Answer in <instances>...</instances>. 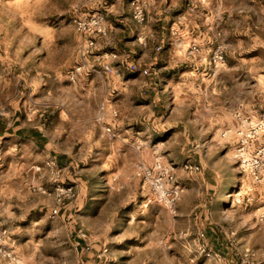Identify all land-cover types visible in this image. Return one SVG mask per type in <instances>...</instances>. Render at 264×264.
I'll return each instance as SVG.
<instances>
[{"label": "rangeland", "instance_id": "obj_1", "mask_svg": "<svg viewBox=\"0 0 264 264\" xmlns=\"http://www.w3.org/2000/svg\"><path fill=\"white\" fill-rule=\"evenodd\" d=\"M151 1L138 24L131 0H0V221L15 258L0 254V264H88L81 255L92 246L93 264L105 248L106 264H264V183L241 170L233 129L236 113L264 117V0ZM78 8L108 23L89 52ZM146 35L164 40L173 67L163 73L177 92L160 96L144 127L139 95L118 89L141 85L126 59ZM217 44L226 56L214 67ZM186 52L191 66L174 65ZM157 146L183 189L176 214L149 201L139 175ZM189 161L200 170H186ZM59 183L77 198L59 205ZM80 228L88 239L78 244Z\"/></svg>", "mask_w": 264, "mask_h": 264}, {"label": "built area", "instance_id": "obj_2", "mask_svg": "<svg viewBox=\"0 0 264 264\" xmlns=\"http://www.w3.org/2000/svg\"><path fill=\"white\" fill-rule=\"evenodd\" d=\"M80 2L91 0H79ZM134 20L138 24H144L147 21V12L143 0H131ZM73 24L78 33L87 37L86 51L96 47V37L106 36L108 33V23L103 14L98 12H87L81 9H76L73 16ZM144 45H147L145 37L141 39ZM199 47L194 46L192 52H198ZM105 57L116 58V54H106ZM225 47L222 44H217L211 56V62L214 67H219L225 62ZM82 66H77L72 69L69 77L75 81L82 74ZM101 114L97 117V122L102 123L105 120V107L102 105ZM236 119L240 122V127L235 129L236 149L235 157L239 162L241 170L251 175L257 183H264V142L259 143L260 139H264V117L259 120H253L251 117L243 116L240 113L235 114ZM108 132L111 129L106 128ZM232 131L224 132V136L229 135ZM153 163L151 166H142L139 169V175L143 182V188L150 193L149 201L155 199L161 205L170 210L173 214L177 213L178 202L183 193L182 187L176 182V168L173 164L165 162L164 151L161 146H157L153 150ZM185 169L189 171H198L200 166L192 162L185 163ZM52 195L56 202L61 205L67 200H74L78 193L74 186L57 184ZM259 221L264 223V209L259 214ZM8 231L2 226L0 221V254L6 258L15 260L12 252L5 245V238ZM77 237L80 242L88 239V234L85 229L77 230ZM108 249L105 248L98 253V264H106L105 259ZM202 252L208 256L212 255V250L208 245H204ZM60 264H69L62 262ZM78 264H86L79 262Z\"/></svg>", "mask_w": 264, "mask_h": 264}, {"label": "crops", "instance_id": "obj_3", "mask_svg": "<svg viewBox=\"0 0 264 264\" xmlns=\"http://www.w3.org/2000/svg\"><path fill=\"white\" fill-rule=\"evenodd\" d=\"M146 9L148 12V7L151 6V0H143ZM149 16L147 18V21L149 22ZM158 18V17H157ZM156 20V18H155ZM158 20H161L160 17ZM160 26L155 24V29H159ZM133 32H129L128 36H132ZM146 41L147 45L140 44V47L138 49V53H132L128 54L126 63L130 65V67H127L130 71V74L136 75L141 85H139L136 89L133 90V88L130 86V83H127L122 88L118 89L119 94L129 95L130 93H133V91H136V93L139 95L138 101L134 103V105L139 109V115L140 120L139 124H142L144 127L148 124V120H150V116L155 114L160 107H162V102H160V96L165 99V101L169 100L170 95L172 93H176V87L173 84V81L169 79L168 77L164 76L163 69L172 68L173 64L164 67V61L163 56L161 54L162 47L164 46V40H158L156 38L150 37L148 38L146 35ZM182 46H186L185 43L182 44ZM136 52V51H134ZM194 59L191 56L187 55V52L182 55L181 57H177V60H175V64L177 65L180 63V65L184 66H191V62H193ZM155 65H158V68H155ZM114 69L110 71V69H107V75L110 76L113 74ZM170 73V72H168ZM173 77L175 74H172ZM180 89L183 90L182 87ZM113 89L112 91H114ZM181 106V104H180ZM114 107V105H112ZM149 112V114H148ZM156 122V120H155ZM195 121L191 120L190 118L185 120L183 122L184 125L190 126L191 124H194ZM201 123V121L199 122ZM235 124V123H234ZM201 125V124H200ZM233 128V127H232ZM238 128V127H237ZM234 125L233 129H237ZM198 131V129L196 130ZM203 132L207 133V138L209 139L211 136V132L209 130H204ZM190 134V132H189ZM98 250L97 246H92L91 248H87L82 252L81 260L84 259L87 261L88 264H93L92 261H94L95 252Z\"/></svg>", "mask_w": 264, "mask_h": 264}]
</instances>
